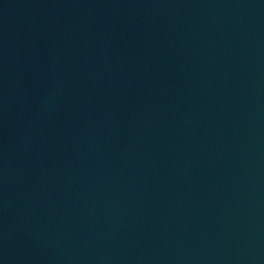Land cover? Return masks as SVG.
<instances>
[{
    "label": "water",
    "instance_id": "water-1",
    "mask_svg": "<svg viewBox=\"0 0 264 264\" xmlns=\"http://www.w3.org/2000/svg\"><path fill=\"white\" fill-rule=\"evenodd\" d=\"M0 264H264V0H0Z\"/></svg>",
    "mask_w": 264,
    "mask_h": 264
}]
</instances>
